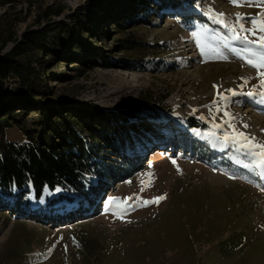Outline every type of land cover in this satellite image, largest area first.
I'll list each match as a JSON object with an SVG mask.
<instances>
[{
	"label": "rangeland",
	"instance_id": "rangeland-1",
	"mask_svg": "<svg viewBox=\"0 0 264 264\" xmlns=\"http://www.w3.org/2000/svg\"><path fill=\"white\" fill-rule=\"evenodd\" d=\"M91 1L0 0V39L8 40L0 57L29 29L48 22L73 29L71 16L84 8L78 26H85L86 19L102 14ZM128 1L112 5L125 7ZM133 3L139 12L121 21L124 29L93 24V34L84 33L88 52L64 49L66 57L77 59L41 56L36 64L47 72L58 111L79 113L93 106L108 115H132L105 122L124 142L120 163L93 155L101 171L111 163L131 176L119 174L107 183L87 175L86 194L46 187L39 198L30 193L21 200L29 215L0 211V264H264V175L245 167L250 157L225 139L234 135V126L264 144V69L247 63L256 60L247 50L259 51L264 32H240L241 23L253 29L264 5L260 0L243 6L230 0ZM104 5L110 10V1ZM46 9L63 13L47 19ZM210 12L223 14L229 27ZM232 26L256 43L235 39ZM91 49L102 59L93 62ZM16 82L7 77L2 92L15 90ZM18 113L12 119L18 120ZM37 118L29 115L23 126L10 119L11 128L1 126L5 138L21 141ZM197 120L200 129L191 126ZM101 132L78 131L89 149ZM149 177L151 186L145 187ZM161 196L166 198L158 203H142ZM0 198L12 201L3 193ZM114 198L131 206L123 218L108 203Z\"/></svg>",
	"mask_w": 264,
	"mask_h": 264
},
{
	"label": "trees",
	"instance_id": "trees-1",
	"mask_svg": "<svg viewBox=\"0 0 264 264\" xmlns=\"http://www.w3.org/2000/svg\"><path fill=\"white\" fill-rule=\"evenodd\" d=\"M107 1H110V10L104 5ZM112 2L113 0H92L89 5L94 7L97 5L96 8L100 9L102 14L98 12L99 14L92 19H86L85 26H78L85 19L87 9L84 8L71 16L73 29L60 22H48L40 28L29 29L9 52L3 54V58L0 57V193L12 197V201L0 198V211L9 209L12 213L29 215L31 210L23 207L21 200L30 193L39 198L46 187L51 190L61 187L74 193L86 194L87 175H97L107 183L114 182L119 178V174H123L125 178L131 176V172L122 173L121 171L126 172L127 169L117 164L106 163L103 165L104 170L101 171L93 161V155L120 163L124 142L113 137L105 122L112 116L124 122L132 115L129 113L122 116L108 115L93 106L82 107L79 113L72 109L58 111L57 104L51 100L53 88L50 87L47 72L36 65L41 56H53L65 62L77 59L66 57L63 51L66 47L77 46L83 52H88L84 33L93 34L91 29L93 24L98 28L114 24L115 28L124 29L126 25L121 21L125 22L129 16L139 12L135 11L137 5L133 0L126 2L125 7L118 4L114 6ZM113 9L117 10L116 14L111 13ZM62 13V9L44 10L47 19L58 17ZM133 23L130 24L135 26ZM97 33L94 32L96 36ZM102 33L100 30L98 35ZM9 40L14 41V38L11 37ZM7 44V39H0V53ZM91 50L93 62L102 59L93 51L95 49ZM7 77H13L18 87L10 92H2ZM17 111H20L19 119H12L11 115ZM31 114H36L38 118L33 121L30 131L28 127L26 128L27 131L21 141L5 138L1 128L3 124L5 128H11L9 120L12 119L15 124L23 126V122ZM199 121L191 123L192 128H202L203 125ZM84 129L102 131L99 137L93 136L96 140L90 141V149L87 148L85 138L78 133ZM201 154L198 151L196 155Z\"/></svg>",
	"mask_w": 264,
	"mask_h": 264
},
{
	"label": "snow or ice",
	"instance_id": "snow-or-ice-1",
	"mask_svg": "<svg viewBox=\"0 0 264 264\" xmlns=\"http://www.w3.org/2000/svg\"><path fill=\"white\" fill-rule=\"evenodd\" d=\"M231 3L237 5V6H243L245 3L249 2V0H230ZM254 2V0H253ZM261 5H264V0H260ZM210 18L216 21L217 23L223 24L225 27H229V25L225 24L223 19V14L220 13H211L210 12ZM241 17H237V20H241ZM253 29H246L244 28V25L240 24V32H247L252 31L255 35V30L259 29L260 32H264V12L260 14L259 19H253L252 20ZM231 31L234 34V38L237 40H240L242 43L245 44H255V41L249 40L247 36H241L237 33V29L232 26ZM259 51H253L252 49H248L247 51L252 55L256 57V60L248 59L247 63H249L252 67L258 68V69H264V35L259 37ZM215 51V50H214ZM235 51V50H233ZM217 56H219L221 59H227L226 56H223L221 53L216 52ZM239 55V53H236ZM261 77H264V72L260 73ZM247 83V82H246ZM261 86L264 87V79L261 80ZM249 96L255 95L254 92L247 93ZM261 100L264 101V93L261 94ZM203 119V118H202ZM244 127H247V125H244ZM234 135L229 138L225 137V139H230L233 146H237V151H243L245 156L250 157V162L248 164H245V167L256 170L260 175H264V144L259 143L255 140V137H249L245 135L243 132H239L235 129L233 126ZM214 135V134H213ZM175 163V161H173ZM231 178V177H230ZM151 186V177H149V182L145 185V187ZM166 197H157L154 198L151 201H143L142 203L146 206L149 203H158L160 200L165 199ZM131 199V198H128ZM108 203L110 205L115 204L116 207L120 210L114 212L113 214L116 215L118 218H123V215L127 211V207H131L127 205L126 200H120L118 198H114L112 200H109ZM124 206L121 208V206Z\"/></svg>",
	"mask_w": 264,
	"mask_h": 264
},
{
	"label": "bare ground",
	"instance_id": "bare-ground-1",
	"mask_svg": "<svg viewBox=\"0 0 264 264\" xmlns=\"http://www.w3.org/2000/svg\"><path fill=\"white\" fill-rule=\"evenodd\" d=\"M228 82H230V80H228V81H226V82H222V83H220V84L216 87V89H220V90L224 89V87L227 86V83H228ZM234 119H235V117H234ZM159 151H161V150H159ZM164 155H165V153H164Z\"/></svg>",
	"mask_w": 264,
	"mask_h": 264
}]
</instances>
